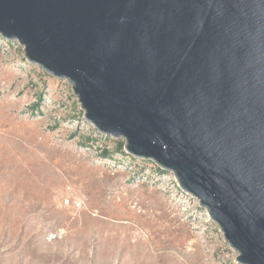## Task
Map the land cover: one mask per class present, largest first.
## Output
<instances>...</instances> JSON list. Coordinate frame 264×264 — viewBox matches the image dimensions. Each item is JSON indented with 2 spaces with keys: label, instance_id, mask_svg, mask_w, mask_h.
<instances>
[{
  "label": "water",
  "instance_id": "obj_1",
  "mask_svg": "<svg viewBox=\"0 0 264 264\" xmlns=\"http://www.w3.org/2000/svg\"><path fill=\"white\" fill-rule=\"evenodd\" d=\"M0 36L264 264V0H0Z\"/></svg>",
  "mask_w": 264,
  "mask_h": 264
},
{
  "label": "rangeland",
  "instance_id": "obj_2",
  "mask_svg": "<svg viewBox=\"0 0 264 264\" xmlns=\"http://www.w3.org/2000/svg\"><path fill=\"white\" fill-rule=\"evenodd\" d=\"M125 143L0 36V264H240L200 200Z\"/></svg>",
  "mask_w": 264,
  "mask_h": 264
},
{
  "label": "trees",
  "instance_id": "obj_3",
  "mask_svg": "<svg viewBox=\"0 0 264 264\" xmlns=\"http://www.w3.org/2000/svg\"><path fill=\"white\" fill-rule=\"evenodd\" d=\"M15 46H16V45H15ZM17 47H18V46H17ZM18 48H19V47H18ZM105 137H106V136H105ZM158 170H159V169H158ZM160 171H163V170H159V172H160ZM178 187H179V186H178ZM179 188H180V187H179Z\"/></svg>",
  "mask_w": 264,
  "mask_h": 264
}]
</instances>
